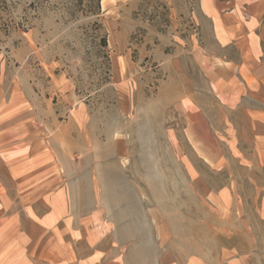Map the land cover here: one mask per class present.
Segmentation results:
<instances>
[{
    "label": "crops",
    "instance_id": "obj_1",
    "mask_svg": "<svg viewBox=\"0 0 264 264\" xmlns=\"http://www.w3.org/2000/svg\"><path fill=\"white\" fill-rule=\"evenodd\" d=\"M184 3L174 52L158 49L145 79L159 84L151 98L165 114L173 108L200 161L229 181L204 193L226 244L187 264H264V0ZM117 69L122 103L139 78ZM22 70L0 78V264H181L163 242L155 256L153 231L139 233L137 218L116 219L121 207L106 205L122 190L121 129L107 144V126L87 104L67 106L68 79ZM107 146L118 147L113 156Z\"/></svg>",
    "mask_w": 264,
    "mask_h": 264
},
{
    "label": "rangeland",
    "instance_id": "obj_2",
    "mask_svg": "<svg viewBox=\"0 0 264 264\" xmlns=\"http://www.w3.org/2000/svg\"><path fill=\"white\" fill-rule=\"evenodd\" d=\"M184 1L174 6L167 0H0V78L23 69L31 79H68L67 106L87 104L106 124L107 144L115 128L121 129L116 143L122 150V190L106 195V205L121 207L116 219L137 218L139 233L153 231L155 256L163 242L181 264L226 244L215 201L204 193L229 182L224 170L200 161L173 108L165 114L161 100L151 98L159 84L145 79L155 72L160 52H174L170 43L183 28L175 20L189 8ZM119 64L125 77L139 78L129 81L122 103L114 85ZM117 149L107 146L106 156ZM195 173L204 179L192 180ZM128 233L127 228L123 234ZM144 246L139 251L145 253Z\"/></svg>",
    "mask_w": 264,
    "mask_h": 264
}]
</instances>
